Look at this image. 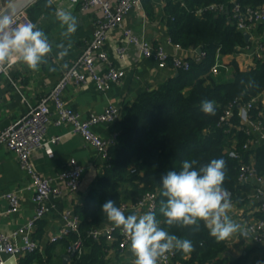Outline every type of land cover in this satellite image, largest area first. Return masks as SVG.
Segmentation results:
<instances>
[{
	"label": "crops",
	"instance_id": "0c3cea01",
	"mask_svg": "<svg viewBox=\"0 0 264 264\" xmlns=\"http://www.w3.org/2000/svg\"><path fill=\"white\" fill-rule=\"evenodd\" d=\"M109 1L115 3L117 0ZM166 2L167 0L143 1L141 8L129 9L123 24L109 32L105 49L112 64L125 71L121 82L112 83L106 91L97 90L94 83L86 87H80L75 83H69L66 86L64 100L79 111L83 119L92 112L103 111L109 104H115L121 109L124 105L134 102L141 93L157 88L177 73L171 67H158L153 57L144 56L139 45L129 41L125 35L126 29L140 40L150 42L154 47L163 46L171 54L178 53L191 59L197 57L198 48L180 50L176 49L174 42H170ZM34 4L29 9V15L37 27L48 36L53 51L48 56L47 63L41 64L36 71L30 70L21 61L14 60L9 73L0 74V129L25 114L30 105L37 104L58 83L65 69L75 62L92 37L96 18L95 10H83L79 4L71 0H53L50 7L46 6L47 0H39ZM58 9L71 12L77 19V30L68 39L61 36V33L66 31V26L62 25L56 17ZM246 32L250 34L249 45L234 53L217 54L213 67L217 66L218 72L214 75L219 79L226 81L232 78L233 63H237L243 70H248L255 65L256 55L264 47V21L253 24ZM59 43H64L66 47L71 45L68 55L63 59L57 55L60 49H57L56 45ZM119 46L124 47L123 54L118 52ZM254 104L255 110L261 114L264 122V91L256 97ZM241 124H243L242 121ZM92 128L102 138H109L114 133H120L119 120L98 123ZM52 134L61 135V141L34 154L33 161L36 169L45 176L53 177L65 168L70 158L75 157L83 166L82 180L79 189L75 192L63 188V193L52 200L56 206L38 222L36 229L31 233L40 242L42 249L52 245L50 255L55 264H64L65 257L72 251L69 250L68 245L63 244L62 240L50 243L49 239L62 226L63 212L69 210L71 216L79 214V207L86 203L88 194L96 187L102 176L106 159L100 150L89 144L81 133L74 130L72 124H52L48 135ZM252 135L256 143L253 144V148L264 144V127L252 131ZM252 156L253 153L250 159H255V156ZM31 180L27 169L20 166L17 155L6 146L0 145L1 232L11 233L34 216L36 205L32 199L33 191L28 188ZM244 185L239 194L231 198L233 206L229 212L230 218L240 224L242 230L248 222L264 219V212L261 210L264 197L256 195L257 187L264 188V181L259 183L255 177H250ZM9 191H18L21 194V207L13 213L7 211L9 201L2 197L3 193ZM133 213L143 214V211L137 209ZM225 241L226 249L221 254L222 258L229 261L244 259L245 264H264V244L255 243L239 232ZM109 246L113 247V252L110 258H107L108 264H133L135 257L129 248L123 250L118 248V242L111 243ZM26 255L19 257L18 264ZM177 259L186 264L191 260V256L187 253L181 259ZM193 264L201 263L194 261Z\"/></svg>",
	"mask_w": 264,
	"mask_h": 264
},
{
	"label": "trees",
	"instance_id": "16d2710c",
	"mask_svg": "<svg viewBox=\"0 0 264 264\" xmlns=\"http://www.w3.org/2000/svg\"><path fill=\"white\" fill-rule=\"evenodd\" d=\"M235 1L245 7L264 5V0H167L170 39L183 48L202 47L205 55L199 61L191 59L189 70H178L169 80L141 93L134 102L121 108L118 139L109 148V157L96 187L78 209L86 251L78 260L74 259L75 264H108L107 241L87 236L91 228L108 222L102 213V205L107 200L115 201L119 207L125 201H136L148 191H156L158 209L155 212L163 221L159 208L160 201L166 198L161 196L160 179L167 171L181 170L185 160L198 161L194 167L199 168L213 159L222 158L227 169L224 187L231 197L245 187V182L239 179L241 164L251 162L252 153L257 172L264 175V144L244 149L249 136L241 128L239 107L234 108L228 131L227 127L218 124L224 109L235 99L248 101L264 91V57L257 58L255 65L248 70L233 63V76L226 81L212 72L217 54L234 53L249 45L244 32L231 17ZM211 3H224L227 7L225 11L197 13L198 8ZM204 100L215 102V115H205L200 110ZM251 114L257 119L259 112L252 108ZM231 149L240 152L241 157L231 156ZM133 168L136 171H132ZM162 227L181 239L192 241L195 250L190 253L191 260L186 264L194 261L201 264H245L244 259L229 261L222 258L226 241L213 238L202 222L196 233L179 226L168 228L162 224ZM76 237L72 234L62 242L70 246ZM51 250L52 245H49L43 251L27 254L19 264H55ZM183 255L185 253L176 251V259Z\"/></svg>",
	"mask_w": 264,
	"mask_h": 264
},
{
	"label": "built area",
	"instance_id": "2783aa9c",
	"mask_svg": "<svg viewBox=\"0 0 264 264\" xmlns=\"http://www.w3.org/2000/svg\"><path fill=\"white\" fill-rule=\"evenodd\" d=\"M38 0H6L0 1V13L9 8L15 15L17 24L32 22L29 15V8ZM77 3L83 10L91 9L96 11L94 29L88 46L82 51L75 62L63 72L59 82L35 105H30L29 110L15 121L0 129V145L6 146L13 151L20 162L22 168L27 169L32 180L28 185L33 191V201L36 205L34 216L26 223L18 226L11 233L0 231V264H6L8 259L15 257L17 261L21 255L43 251L42 245L36 240L32 233L38 222L56 205L52 201L63 193V188L71 192L79 189L83 166L75 157L69 159L67 165L57 175L48 177L38 171L35 167L33 156L39 150L50 147L51 144L61 141V135H48L52 124H72L75 131L81 133L84 139L103 153L107 160L109 157V148L116 143L119 134L114 133L109 138H102L96 133L92 126L98 123L118 120L121 117V109L115 104H109L101 112H92L83 119L81 113L68 105L63 98L64 90L69 83H75L80 87H86L94 83L99 91H106L112 83H119L125 76V71L117 68L111 62L110 56L105 49L108 34L112 29L121 26L129 9L142 7L145 0H117L115 3L109 0H71ZM224 3H211L203 8H198L197 13L204 10L225 11ZM231 17L236 21L237 27L244 31L250 30L255 23L264 21V5L259 7L243 6L235 1L231 8ZM35 24V23H34ZM125 35L130 42L139 45L141 53L146 57H153L160 68L171 67L175 71L189 70L191 68V58L184 57L178 53L171 54L163 46L154 47L150 42L140 40L137 36L125 30ZM170 42H173L170 40ZM176 49H184L181 44L173 43ZM118 52L123 54L124 47L119 46ZM205 52L196 54V60H200ZM264 57V47L256 55V58ZM14 60L0 69V74L9 73V69L14 64ZM212 72L217 73V66L212 67ZM256 97L248 101H242L237 98L231 102L220 116L218 124L228 131L231 125V118L234 115L235 106L239 107V116L242 121V129L249 136L244 144V149L248 150L255 143L252 131L264 127V122L260 119L259 113L255 119L251 110L254 108ZM56 114V115H55ZM233 157H241V153L235 149L229 150ZM253 157V156H252ZM132 171H136L133 168ZM250 177H255L257 182L264 181V175H260L254 166V159L251 162L241 164L240 181L246 182ZM256 195L264 197V188L257 187ZM2 197L8 199V212H16L21 207V194L18 191H9L2 194ZM232 198V197H231ZM126 215L127 212H134L142 209L143 213L149 210L158 209V193L148 191L140 196L136 201H125L119 206ZM144 209V210H143ZM261 210L264 212V201L261 204ZM63 224L59 231L50 237V243H57L62 239L75 234L77 237L69 246V250H76L70 264H75L77 260L86 251L85 239L81 233V220L78 215L71 216V211L66 210L62 213ZM247 232L244 237L253 240L255 243L264 244V219L248 222L243 228ZM88 237L95 240L104 238L107 241L106 258H110L113 252L111 243H119L118 248H129L128 238L122 234L121 230L115 228L109 221L91 228L87 234ZM45 264V263H43ZM159 264H183L176 259V251L167 254L159 261Z\"/></svg>",
	"mask_w": 264,
	"mask_h": 264
},
{
	"label": "clouds",
	"instance_id": "9594fccd",
	"mask_svg": "<svg viewBox=\"0 0 264 264\" xmlns=\"http://www.w3.org/2000/svg\"><path fill=\"white\" fill-rule=\"evenodd\" d=\"M52 2L47 0L46 6L50 7ZM15 15L10 8L0 13V69L13 60H19L36 71L41 64L47 63L53 51L52 44L36 24H17ZM56 17L66 26L61 36L70 38L77 30L76 17L63 9L56 11ZM56 47L60 49L58 57L63 59L71 45L66 47L59 43ZM200 110L205 115H215V102L202 101ZM197 163L196 160H185L181 170L167 171L161 177V196L166 198L160 201L159 208L163 221L152 210L125 215L113 200L102 205V213L107 220L128 238L129 250L135 257L133 264H159L162 258L174 251L187 254L195 250L191 240L171 234L162 224L168 228H188L196 233L200 231L202 222L217 241H224L238 232L247 235L242 226L229 216L233 203L231 193L224 187L226 162L222 158L213 159L199 168L194 167Z\"/></svg>",
	"mask_w": 264,
	"mask_h": 264
},
{
	"label": "water",
	"instance_id": "95a60500",
	"mask_svg": "<svg viewBox=\"0 0 264 264\" xmlns=\"http://www.w3.org/2000/svg\"><path fill=\"white\" fill-rule=\"evenodd\" d=\"M244 35L246 37V40H250V34L248 32H244ZM202 47H198V52L200 53L202 51ZM76 250L73 248L70 255L66 256L64 259V264H68V261L75 255ZM6 264H18V261L15 257H11Z\"/></svg>",
	"mask_w": 264,
	"mask_h": 264
}]
</instances>
